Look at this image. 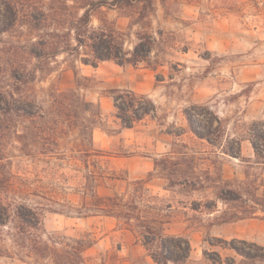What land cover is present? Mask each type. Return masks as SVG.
<instances>
[{
    "label": "rangeland",
    "instance_id": "1",
    "mask_svg": "<svg viewBox=\"0 0 264 264\" xmlns=\"http://www.w3.org/2000/svg\"><path fill=\"white\" fill-rule=\"evenodd\" d=\"M18 1H43L48 11L57 12L45 24L20 19L9 30L0 31V105L12 92L13 100L31 99L35 108H44L43 117L40 112L31 117L0 110V149L6 151L4 157L0 153V193L19 200L26 197L44 212L41 223L31 228V238L41 237L61 249L66 243L78 247L77 239L87 235L92 244L82 264L151 262L137 235L116 218L94 214V210L77 215L73 208L81 206L83 196L92 199L95 193L127 192L130 196L134 181L144 179L152 195L159 197H147L145 211L160 217L167 233L186 236L191 242V255L181 264H264L245 259L231 248V243L244 246V240L264 245V219L222 222L225 212L250 209V198L257 195L259 185L260 192L264 190V140L258 136L264 132V0H156L155 10L144 21H139L141 4L98 8L92 14L93 26L100 24L101 17L107 19L124 34L126 48L132 49L144 25L156 37L157 48L148 63L104 60L96 66L63 51L68 31L65 20L76 12L65 4L74 1ZM40 36L49 44L43 50ZM51 42H57L58 54L47 57ZM32 51L45 56L38 59ZM73 65L80 76L89 77L83 79L88 87L82 92L100 104L105 117L104 125L93 129L90 151L82 146L80 133L89 121L70 120L50 109L52 86H75ZM130 86L149 92L158 112L128 129L115 116L109 89ZM194 103L209 106L221 118L225 142L240 143L239 157L210 146L191 131L184 109ZM86 117L93 119L89 113ZM6 124L9 127L4 128ZM96 149L108 156H99ZM169 151H175L179 161L181 152L196 156L194 164L204 189L166 188L168 180L162 172L168 169L155 168L154 158ZM99 172L111 178H100ZM219 177L232 181L244 200H218ZM51 208L71 212H52ZM28 254L7 228L0 229V264H54L50 258L36 261Z\"/></svg>",
    "mask_w": 264,
    "mask_h": 264
},
{
    "label": "trees",
    "instance_id": "2",
    "mask_svg": "<svg viewBox=\"0 0 264 264\" xmlns=\"http://www.w3.org/2000/svg\"><path fill=\"white\" fill-rule=\"evenodd\" d=\"M68 0H65L67 3ZM73 5L65 6L74 7L76 12L70 14L65 20L68 31L65 33V45L63 51L72 56L75 60L84 64L96 66L98 62L104 60H113L119 64H138L140 62H149L152 54L156 50L157 39L141 25V30L137 32L138 41L132 49H127L125 36L116 29L115 25L105 18H100V24L93 26L91 24L92 14L101 7H121L135 6L141 4L139 21H144L155 10L156 0H72ZM83 10L81 13L80 11ZM55 13L47 10V4L43 1H37L34 4L20 2L18 0H0V31H7L17 24L20 19H28L39 25L45 24L47 20L53 18ZM57 15V12L56 14ZM138 21V22H139ZM39 44L42 50L48 44L47 39L40 36ZM52 48L46 56L53 57L58 54L57 42H51ZM34 57L40 59L45 56L42 51H32ZM76 79L75 86L66 89H60L52 86L50 96L52 100V111H58L68 119L81 118L88 123L82 125L81 144L89 151L94 145L93 129L104 125V112L99 103H93L82 92V89L88 87L83 79L89 80L87 76H80L76 65H73ZM38 70L43 69L40 67ZM34 71L36 75L37 71ZM20 78V75H15ZM34 78V77H33ZM20 80V79H19ZM109 93L113 99L115 107V116L120 120L123 128H133L142 122L148 116H156L157 105L153 99L146 93H138L128 88H111ZM13 93L6 94L4 105H0V110L9 115L12 112L21 113L27 116L43 117L41 112L42 106L35 108L36 103L31 99L21 102L13 100ZM9 97V98H8ZM207 105L194 103L184 109V113L191 131L200 139H204L210 146L221 147L222 151L234 157H239L240 143L238 140H229L225 142V127L221 118L210 111ZM91 114L93 119L90 121L87 114ZM207 113L210 116H207ZM74 123L70 121V125ZM55 125V124H54ZM69 125V127H70ZM9 127L6 124L4 128ZM51 135L56 138L57 131L52 128ZM69 130V128H68ZM68 133V132H67ZM264 140V132L258 135ZM225 142V143H224ZM255 149L259 152L258 147L254 144ZM3 157L5 149H0ZM99 156H108L103 149H96ZM175 151H169L161 158H154L155 168L162 167L167 172H162V176L168 180L167 189H173L174 186L191 187L192 190L204 189L203 180L197 166L194 164L196 156L189 155L187 152H181V161L175 159ZM0 155V159L3 158ZM100 178H111L102 172L98 175ZM218 192L216 198L226 203L242 201L243 192L237 187L232 186V181L219 179L216 181ZM147 180L137 179L134 181V191L132 194L127 192H115L109 195L93 194L89 199L83 196L80 207H73L77 215H81L83 210H94V214H102L117 219L126 229L134 232L141 246L147 250L146 256L151 262L143 264H170L184 263L191 255L192 245L188 237L167 233L164 227L165 222L157 215L145 211L143 204L147 197L158 199L157 195H152ZM259 185L257 195L251 196L253 205L250 209L243 208L241 211L222 215V222L234 221L245 218L259 217L264 219V190L260 192ZM52 212L70 214L71 211L51 208ZM261 212L262 215H257ZM74 213V212H72ZM44 212L39 211L36 206L30 203L26 197L17 198L6 197L0 193V229L7 228V233L13 238L18 246L28 250L29 256L38 261L42 258H50L54 264H82L84 261L85 251L91 247L92 241L87 235H82L77 239L78 247L66 246L58 249L55 244L44 240L31 238V228L37 227L41 223ZM71 238V237H70ZM55 239L52 237V240ZM73 239V238H72ZM51 240V238H50ZM74 240V239H73ZM244 246L238 247L231 243V248L236 250L243 258L264 263V245L256 242L243 241Z\"/></svg>",
    "mask_w": 264,
    "mask_h": 264
},
{
    "label": "crops",
    "instance_id": "3",
    "mask_svg": "<svg viewBox=\"0 0 264 264\" xmlns=\"http://www.w3.org/2000/svg\"><path fill=\"white\" fill-rule=\"evenodd\" d=\"M128 89H132V90H134V91H136V92H138V93H146V94H148L149 96H150V93L149 92H146V91H140V90H137L135 87H131L130 86V88H128ZM112 97V96H111ZM113 100V99H112ZM102 101V100H101ZM154 101V100H153ZM155 102V101H154ZM157 105V104H156ZM157 112H158V105H157ZM141 123V122H140ZM138 125V124H137ZM128 129H131V128H128Z\"/></svg>",
    "mask_w": 264,
    "mask_h": 264
}]
</instances>
